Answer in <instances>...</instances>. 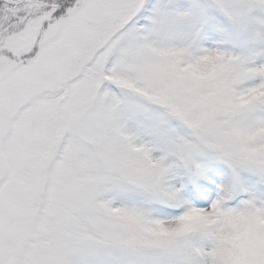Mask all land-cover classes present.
I'll list each match as a JSON object with an SVG mask.
<instances>
[{"label":"snow or ice","instance_id":"6c2138e0","mask_svg":"<svg viewBox=\"0 0 264 264\" xmlns=\"http://www.w3.org/2000/svg\"><path fill=\"white\" fill-rule=\"evenodd\" d=\"M0 264H264V0H0Z\"/></svg>","mask_w":264,"mask_h":264}]
</instances>
